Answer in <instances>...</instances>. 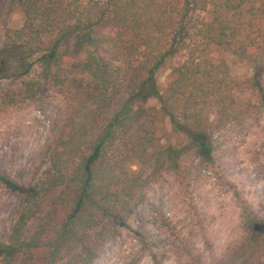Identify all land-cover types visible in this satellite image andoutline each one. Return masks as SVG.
Returning a JSON list of instances; mask_svg holds the SVG:
<instances>
[{
    "label": "trees",
    "instance_id": "16d2710c",
    "mask_svg": "<svg viewBox=\"0 0 264 264\" xmlns=\"http://www.w3.org/2000/svg\"><path fill=\"white\" fill-rule=\"evenodd\" d=\"M11 1L24 23L0 47V81L18 82L0 89L2 97L23 104L47 87L65 111L38 184L0 177L22 195L0 264L93 263L161 175L180 172L192 155L211 161L210 128L236 119L243 104L235 89L264 109V0ZM211 46L248 63L252 77L230 79L207 58ZM210 108L214 125L205 118ZM166 125L175 145L160 142ZM240 244L215 264L264 260V220L249 219Z\"/></svg>",
    "mask_w": 264,
    "mask_h": 264
},
{
    "label": "rangeland",
    "instance_id": "374dc122",
    "mask_svg": "<svg viewBox=\"0 0 264 264\" xmlns=\"http://www.w3.org/2000/svg\"><path fill=\"white\" fill-rule=\"evenodd\" d=\"M23 23L20 8L11 0H0V47L6 31L20 29ZM207 58L225 65L230 79L245 82L253 75L248 63L216 47L207 50ZM32 73L37 75V70ZM261 80L264 83V74ZM168 81V73L160 75L159 88L163 90ZM17 83L2 80L0 89L9 84L16 87ZM2 92L0 177L32 188L50 167V148L60 128L65 102L47 87L23 104L4 100ZM231 96L243 104L236 107V119L210 128L214 147L211 161L192 155L182 163L180 172L161 175L91 264H215L227 252L238 250L249 219L264 220V109L252 93L242 88L235 89ZM149 106L157 105L150 101ZM205 118L216 124V110L208 109ZM158 129L161 144H176L168 125ZM21 201V194L0 182V244ZM156 215H163L169 228ZM137 234L153 242L141 243ZM255 259V264H264V260Z\"/></svg>",
    "mask_w": 264,
    "mask_h": 264
}]
</instances>
